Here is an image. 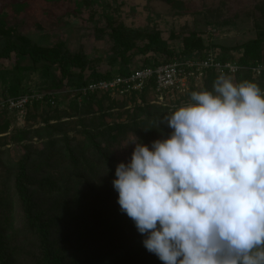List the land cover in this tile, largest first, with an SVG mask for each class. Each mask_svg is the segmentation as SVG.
<instances>
[{
  "label": "rangeland",
  "instance_id": "obj_1",
  "mask_svg": "<svg viewBox=\"0 0 264 264\" xmlns=\"http://www.w3.org/2000/svg\"><path fill=\"white\" fill-rule=\"evenodd\" d=\"M169 1L183 3L186 12L178 13L164 0H92L80 15L74 14L75 0H61L51 5L46 0H0V22L6 24L13 37L28 38L33 45L43 48L60 46L70 53L84 52L88 59L100 62L101 73L114 74L120 71L122 50L115 46L109 34L100 32L108 19L137 31L139 36L135 39L139 45L145 33L159 32L164 44L176 55L182 51V40H173V33L184 37L196 31L209 37L217 47L233 49L255 40L264 31V0ZM5 44L6 39L0 35V50ZM211 51L220 54L218 48ZM234 55L240 58V52ZM259 55L258 58L264 61V47ZM146 58L151 63L164 59L160 53L149 54ZM137 60L136 69L145 63V56H139ZM30 64V59L17 63L13 55L1 60L0 100L47 90L51 86L53 74L43 67L28 71L25 67ZM248 76L233 77L236 82L254 80L264 88V78ZM216 78L205 75L201 81L194 82L188 92L165 95L163 99L154 93L127 98L100 95L85 105L81 99L78 103L73 95L64 94L55 108L35 107L23 115L0 111V238L8 235V240H1L0 255L9 256L11 264H34L37 260L25 231L24 206L12 198L6 187L8 174L22 160L27 163L32 200L40 216L52 227L53 244L60 253L65 243L70 242L71 252L65 250L70 261L102 264L108 254L118 251L111 252L113 247L104 234L108 233L106 228L123 232L133 229L135 224L120 211L117 203L106 214L85 204L88 190H102L98 195L91 194L99 204L106 203V179L110 172L105 164L91 163L92 148L88 147L87 136L95 135L103 141L110 131L118 135L119 142L113 147L114 161L128 163L135 148L131 143L136 140L132 128L146 121V113L140 110L148 107L171 113L189 102L192 91L211 90ZM136 114L140 118L136 119ZM47 129H52L53 134L71 144L76 153L75 160H64L58 154L60 146L55 148L49 138L39 137V133ZM75 176L85 183L72 181ZM75 188L83 189L80 192L83 198L79 195L74 198ZM76 212L82 220L77 234L68 222ZM96 221H101V225L94 223ZM121 259L116 258L114 263Z\"/></svg>",
  "mask_w": 264,
  "mask_h": 264
},
{
  "label": "clouds",
  "instance_id": "obj_2",
  "mask_svg": "<svg viewBox=\"0 0 264 264\" xmlns=\"http://www.w3.org/2000/svg\"><path fill=\"white\" fill-rule=\"evenodd\" d=\"M161 124L112 182L143 246L163 264H264V88L221 71Z\"/></svg>",
  "mask_w": 264,
  "mask_h": 264
},
{
  "label": "trees",
  "instance_id": "obj_3",
  "mask_svg": "<svg viewBox=\"0 0 264 264\" xmlns=\"http://www.w3.org/2000/svg\"><path fill=\"white\" fill-rule=\"evenodd\" d=\"M46 1H48L47 4L51 5L61 0ZM164 1L172 4L174 8L177 9L178 13L186 12L187 7L183 5V3L169 0ZM91 2L92 0H75L74 14H82V12L90 6ZM107 22L108 24L106 27L100 32L109 34L110 38L114 41L115 46L122 50L120 55L121 67L117 74L101 73L100 62L88 59L84 52L70 53L66 51L64 47L60 46L43 48L33 45L32 41L28 38L19 35H15V37H13L10 29L5 27L6 24L1 22L0 35L6 39V44L4 48L0 50V62L2 59H10L12 55L16 57L17 63L30 59L31 64L25 67L26 70L33 71L38 67H43L48 73L53 74L51 86L47 88V90L42 91H59L67 95H72L77 88L85 86L93 81L107 80L114 76L130 75L132 71L136 70L134 65L136 64V61H138L137 57L139 56H145V63L139 67L140 69L148 67L156 68L161 65L173 63L177 60L191 59L195 55L204 56L207 51H211L215 48H218L219 50L221 61H226L227 57L233 56V53L240 52V58L238 61L239 64L244 67L264 62L258 58L260 56V50L264 47V31L260 33L255 40L238 47H234L233 49L217 47L212 44L209 37H206L203 33L196 31H192L184 37L182 34L176 35L173 33V40H179V38L182 40V51L180 54L176 55L167 45L164 44L162 36L159 32L151 31L145 33L142 38V43L139 45L138 41L135 39L139 36L137 31H134L123 23H117L114 19H108ZM14 34H16V32H14ZM152 53L162 54V57H164L162 62L151 63L147 61L146 57ZM247 75L252 76L249 72H241L237 75V78L245 77ZM207 76L218 75L213 71H209ZM249 78L254 79L253 76ZM147 93H152V90L147 88L143 93L134 94L132 97H141ZM75 97L76 102H78L79 96L77 95ZM103 97L110 98L111 96L106 93L103 94ZM97 98L98 96H90L83 99L82 102L86 105ZM143 111L146 113V121L137 125L135 124L132 130L135 132V137L138 138L139 142L150 146L152 141L166 138L170 134L171 129H169L166 124H161L159 128H154L160 119L170 113L148 107L140 110L142 113ZM153 111H156V114H153ZM139 114H136V119L140 118ZM51 130L52 129H47L43 133H39V137H47L46 139L49 138L55 148L60 146L58 154L64 160H75L76 153L71 144L65 138H59L58 135L56 136L53 134ZM87 137L89 140L88 147L92 148V153L89 157L91 159V163L95 165L105 164L110 168V172L107 175L108 178L106 179L107 190L105 189L106 196L104 197L106 203L99 204L91 194L95 191L88 190L86 191L88 196L87 199L85 198V204L90 207H94V211H100L106 214L114 209L113 204H118V193L114 190L112 182L116 179L115 170L119 164L114 161L113 147L119 142V138L118 135H114L111 131L105 135V139H103V141H99L95 135L89 134ZM14 168L15 170L8 174V178L6 179L7 192L12 195L14 200L24 206V215L27 219L25 231L28 232L29 243L35 251L37 257L34 264H84L83 261H70L69 255L65 253V250L71 252L72 244L70 242L65 243L64 250L61 253L58 249H56L52 240V227H50V225L44 221L45 219L40 216L39 210L37 211V208L32 200V189L28 186L29 174L27 171V163H24L22 160L17 163ZM74 180L77 182L82 181V184L85 183V181L79 176L73 177L72 181ZM82 190L75 188L73 190V193L76 192L74 198H78L76 196H80V192H82ZM95 193L98 195V193H102V190ZM69 218L70 220L68 219V222L73 226V229H75L74 232L77 234L76 230L78 229V224L82 223L78 212L72 214ZM94 223L101 225V221H96ZM91 230L92 228L90 229V234ZM106 230L108 233L104 232V234L106 235L111 248L113 247L111 252L116 250L118 251L108 254L107 259L104 260L102 264H163V262L160 261L156 255L149 253L143 246L142 242L145 237L137 231L136 227L130 230H124L123 232L120 229H109L108 227ZM2 239L3 241L8 240L7 233L5 234V238ZM2 239L0 238V245L3 244L1 243ZM7 247L10 248L12 246L8 245ZM116 258L122 259L121 261L114 263ZM0 262L1 264H11L9 256H6L5 254L0 255Z\"/></svg>",
  "mask_w": 264,
  "mask_h": 264
},
{
  "label": "built area",
  "instance_id": "obj_4",
  "mask_svg": "<svg viewBox=\"0 0 264 264\" xmlns=\"http://www.w3.org/2000/svg\"><path fill=\"white\" fill-rule=\"evenodd\" d=\"M234 55V53H233ZM239 58L234 55L221 61L217 52L207 51L204 56L195 55L193 58L177 60L173 63L161 65L156 68L148 67L136 69L128 76H114L107 80L93 81L77 88L72 95L83 100L90 96H100L108 93L112 98H127L134 94H141L147 88L157 97L163 99L165 95L184 94L188 92L194 82L201 81L209 71L217 75L223 71L232 76L241 72H249L254 78H264V72L257 74L254 69L264 65L244 67L239 64ZM229 65L235 68L231 72ZM64 95L57 91H33L15 98L9 97L0 100V111L23 115L35 107L55 108L58 99Z\"/></svg>",
  "mask_w": 264,
  "mask_h": 264
}]
</instances>
